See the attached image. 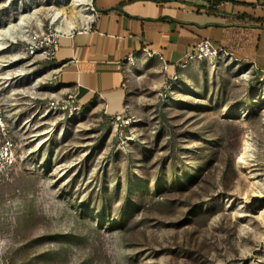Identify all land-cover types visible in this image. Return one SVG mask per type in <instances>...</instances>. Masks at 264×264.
I'll return each mask as SVG.
<instances>
[{
  "label": "rangeland",
  "instance_id": "374dc122",
  "mask_svg": "<svg viewBox=\"0 0 264 264\" xmlns=\"http://www.w3.org/2000/svg\"><path fill=\"white\" fill-rule=\"evenodd\" d=\"M90 1L0 0V264H264L263 73L228 55L135 61L117 127L24 52Z\"/></svg>",
  "mask_w": 264,
  "mask_h": 264
},
{
  "label": "crops",
  "instance_id": "0c3cea01",
  "mask_svg": "<svg viewBox=\"0 0 264 264\" xmlns=\"http://www.w3.org/2000/svg\"><path fill=\"white\" fill-rule=\"evenodd\" d=\"M81 26L64 36L56 58L45 65L58 86L77 103L102 106L107 116L129 109L128 82L135 57L163 58L169 69L181 65L189 49L208 40L236 61L264 75V0H92ZM153 58V57H152Z\"/></svg>",
  "mask_w": 264,
  "mask_h": 264
},
{
  "label": "built area",
  "instance_id": "2783aa9c",
  "mask_svg": "<svg viewBox=\"0 0 264 264\" xmlns=\"http://www.w3.org/2000/svg\"><path fill=\"white\" fill-rule=\"evenodd\" d=\"M94 7L92 0L89 3L90 17H94ZM73 30L67 28H55L49 27L40 32L31 34L28 39V46L24 51L26 55L32 58H39L43 63H50L56 58L57 51L60 47L61 39L64 36H72ZM222 55H227L224 51L217 49L212 42L208 40H202L195 43L188 51L185 61L179 65V67H185L189 63L205 60V59H217ZM149 57H154V54L148 53ZM163 61V58L160 57ZM135 57L130 56L127 59L128 65L135 64ZM164 63V62H163ZM166 68L168 66L164 63ZM51 104L55 106V101ZM116 126H128L131 123V119L126 115H115L111 117ZM13 149L14 144L9 135L8 124L6 115L4 114L0 105V173L5 171L13 163Z\"/></svg>",
  "mask_w": 264,
  "mask_h": 264
},
{
  "label": "bare ground",
  "instance_id": "6f19581e",
  "mask_svg": "<svg viewBox=\"0 0 264 264\" xmlns=\"http://www.w3.org/2000/svg\"><path fill=\"white\" fill-rule=\"evenodd\" d=\"M56 14H57V13H56ZM58 16H59V14L56 15V17H58ZM67 29L70 30V28H67ZM2 39H3V37L0 36V40H2Z\"/></svg>",
  "mask_w": 264,
  "mask_h": 264
}]
</instances>
